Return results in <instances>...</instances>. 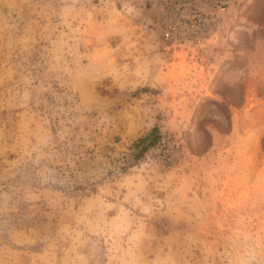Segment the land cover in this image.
<instances>
[{"label":"rangeland","instance_id":"rangeland-1","mask_svg":"<svg viewBox=\"0 0 264 264\" xmlns=\"http://www.w3.org/2000/svg\"><path fill=\"white\" fill-rule=\"evenodd\" d=\"M177 1L0 0V264H264V0Z\"/></svg>","mask_w":264,"mask_h":264},{"label":"built area","instance_id":"built-area-1","mask_svg":"<svg viewBox=\"0 0 264 264\" xmlns=\"http://www.w3.org/2000/svg\"><path fill=\"white\" fill-rule=\"evenodd\" d=\"M151 8L155 7L160 10V19L162 24V36L167 40L176 39L185 36L188 28L193 26L188 20H181L178 17H171L172 10L179 5L177 0H138ZM195 22L197 25H203V18L195 15Z\"/></svg>","mask_w":264,"mask_h":264},{"label":"bare ground","instance_id":"bare-ground-1","mask_svg":"<svg viewBox=\"0 0 264 264\" xmlns=\"http://www.w3.org/2000/svg\"><path fill=\"white\" fill-rule=\"evenodd\" d=\"M162 46L164 47V48H166V45H165V43H162ZM101 248V247H100ZM100 250H102V249H100ZM99 264H103V251H102V253H100V256H99Z\"/></svg>","mask_w":264,"mask_h":264}]
</instances>
